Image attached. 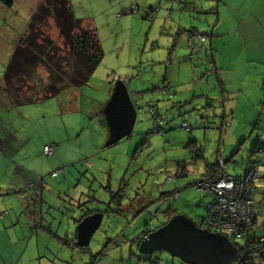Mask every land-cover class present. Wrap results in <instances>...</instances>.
I'll return each instance as SVG.
<instances>
[{
	"label": "rangeland",
	"instance_id": "rangeland-1",
	"mask_svg": "<svg viewBox=\"0 0 264 264\" xmlns=\"http://www.w3.org/2000/svg\"><path fill=\"white\" fill-rule=\"evenodd\" d=\"M42 1L13 0L12 6H9L0 0V83L3 82L13 53L19 44L18 41L30 22L33 11ZM71 3L78 17L89 22L96 20L95 26L98 29V35L105 53L103 60L92 75L89 83L80 89H67L54 98L51 97L39 101L34 100L23 104L16 102V99L10 92L7 94L4 91L6 84H0V142L2 143H0V212H5V210L11 211L10 216H7L4 220L0 219V253L8 262L6 264L21 263L18 260V254L14 256L17 258L14 262L10 263L8 261V250H5L4 244H7L9 241L10 232H8L7 227L5 228L4 225L15 223L20 233L25 229L27 236L31 234L30 227L34 226L35 222L43 219L48 220L45 216L41 217V203L37 199L36 194V191L40 193L39 191L42 190L40 184H36V189L33 188L34 186L32 188L29 187L31 181H36L30 179L34 173L40 174L39 176L48 177V179H53L49 176V173L53 170V163L59 159L60 154L53 157L45 156L42 153L45 144L56 143L59 149H62V158L65 160L67 156L64 153V148L65 145H68L70 146V150L72 149L70 156L75 157V160L65 163V165L69 166V172L56 178V181H60L66 177L62 181V185L59 184V186L55 182H46L47 188L43 189L45 191V200L48 198L52 188L60 192V194L56 193L57 196H55L54 202H48L47 206H44L46 212L48 210L47 207L53 208L50 221L51 225L55 227L53 233L56 232L57 227L60 225L62 229H65L68 222L71 219H75L73 215L77 213L78 209L87 212L89 208H96L95 205L109 204V201L107 202L109 194L101 187L107 178L102 170L110 168L106 163L110 165L114 159L119 160L118 150L122 147L115 145L110 148H103L105 139L102 143H99L100 137L103 135L106 137L109 133L107 126H105L106 129L99 135L102 127L99 122V111L109 98L111 92L109 77L111 76L110 79L112 80L116 75L117 79L130 83V85L127 84L130 92L141 91L149 95L150 91L158 88L160 85L155 84L153 85L154 87H150L159 77V75L156 76L153 73L154 71L155 73H160L164 70V67L166 68L165 62L169 58L167 51L174 44L172 37L176 32L172 33V35L170 34L171 36L166 32V29L170 31V25L173 26V21L167 20V28L163 30V12L157 21L151 24L147 20H142V15L139 13L131 14L132 16L128 17L124 15L122 19H119L118 14L123 13L117 11L119 0H71ZM180 14L182 15L184 12ZM187 17L189 16L187 15ZM148 18L146 17V19ZM51 23L48 26L50 29L48 30L47 28V33L54 40L56 38L60 40L58 29L52 21ZM160 23L162 24L160 25ZM195 25L202 27L198 23ZM189 27L194 26L189 24ZM200 31L203 32L204 30ZM183 38H186L185 35ZM209 42L208 39V44ZM153 46H155L154 50H152ZM205 47V43H202L199 60L202 55L206 62L209 61L208 67H211L213 64L210 62L213 61V58L207 57L205 51L207 48ZM205 60L201 59V63ZM150 61L160 64H156L154 67H151V64L149 67L148 63ZM193 64L187 61L185 66L189 67V65L192 66ZM138 72L141 74L140 78L136 77ZM196 72L191 67L186 73L190 77H194L193 73ZM201 75L198 73L197 79L201 78ZM46 76L47 73L42 70V77L46 78ZM31 83L32 81H29L28 84ZM20 88L17 86L16 89H13L14 91L17 89L20 91ZM33 92L32 88L30 91L24 92V94L30 97ZM228 102L229 99L226 100V104ZM211 104L212 107H204V109L198 108L196 104L192 106V117H190V114L185 115V117L174 116L173 123L175 130L172 131L173 136H170V139L164 138L166 142L165 150H163V144H161L158 152L153 155L151 153L145 155L146 158L142 164L148 168L145 175L142 174L143 181L146 179L145 186L138 197L132 193L133 198L123 202L124 208L127 211L122 215L128 214V219L119 220L118 223L116 220L114 224H112V221H109L108 226L110 225V227L106 229L108 234L107 241H112L109 250L116 247L118 241H123L127 245L130 241H133L135 236H139L148 227L151 230H155L163 223V213L169 209L177 211L178 213L176 214L190 218L196 226L201 228L206 207L211 203V196L205 190H198L196 187L177 192L173 195L175 188H179L180 190V188L184 187L179 180L168 182L165 171L175 172L177 164L184 162L188 169L198 176L206 165L207 160L205 158L214 156V153L208 151L210 140L205 138V130L196 129L198 127L195 124L201 114V116L205 117L206 109L211 111V113L216 112L218 118L221 117L224 110L221 96L212 98ZM184 119L190 125V130L188 131L182 127ZM214 132H217V137L212 142L217 148L220 130L215 128ZM257 132L263 133L259 129H257ZM191 135L197 138V142L189 143ZM257 136H254L256 140ZM250 137L251 135L248 136L249 139ZM260 138L258 136V139ZM256 140L253 145L249 144L245 150L241 151L242 154H238L237 156L241 157L244 153L246 159L249 158L256 146ZM251 141L249 140L250 143ZM96 143L102 144L98 150L95 149ZM192 143L203 146L207 150V153L201 158H194L189 154L188 149ZM179 150L180 155H177L176 151ZM245 157L241 159L239 172L244 171ZM263 157L264 154L257 149L252 159L259 160L260 158L262 160ZM87 160L89 164L85 165V161ZM93 160L99 161L96 164L100 170L91 166ZM135 161L132 167L133 173L141 171L138 169L140 161ZM231 164L232 162L228 164V172L230 173ZM197 170L201 171L195 172ZM112 175L115 178L118 176L121 179L126 177L125 171L120 172L117 169ZM94 178H97L96 182H94ZM117 184V181H114V185ZM99 187L104 191L99 189ZM160 190L168 192L170 196L166 199L159 198ZM192 193L197 194V196L199 195L197 204L195 205H192V201L187 197ZM93 194L98 198V204L91 203L96 202V200L89 201V196ZM157 197L159 200H157ZM86 198H88V201L82 203L81 201ZM108 209L107 207L105 208V210ZM110 210L114 212L116 209ZM108 219L105 214L104 220L108 221ZM75 227L77 228V225ZM101 231L104 233L105 228ZM229 236L232 238L231 235ZM55 241L53 242L55 244L52 250L59 259L52 257H48V259L43 258L44 254L40 253L43 251V243L40 245L41 249L39 252L38 240L34 238L30 241V247L26 254V256H29L25 259L24 264H50V262L51 264H88L92 255L97 254L105 242L103 239L95 241L93 239V244L91 243L92 245L88 247L89 250H84L81 246L77 245L73 250L66 244L64 246L57 240ZM235 242L240 244V246L243 245L242 240H236ZM139 246L140 244L137 243V256L140 257L141 261L132 264H152L145 261L146 254L139 252ZM60 252L63 255H60ZM110 256H113V253ZM153 258L160 259L161 264H188L164 250L154 252ZM0 264H3L2 259L0 260ZM231 264L236 263L232 261Z\"/></svg>",
	"mask_w": 264,
	"mask_h": 264
},
{
	"label": "trees",
	"instance_id": "trees-1",
	"mask_svg": "<svg viewBox=\"0 0 264 264\" xmlns=\"http://www.w3.org/2000/svg\"><path fill=\"white\" fill-rule=\"evenodd\" d=\"M3 2L7 3L9 6H12L13 0H2ZM179 1V0H178ZM186 5V0H184V6H180V9L183 10ZM157 6V5H156ZM144 5H141L139 8V12H143ZM150 8H154L155 6H149ZM179 9V10H180ZM168 10V9H167ZM173 11V9H171ZM203 13H198L199 17L204 15L207 11L209 13H214V9H204ZM213 11V12H212ZM166 15H163L165 22L167 21V13ZM207 14V13H206ZM144 15V14H143ZM160 15V14H159ZM158 15V17H159ZM173 13L170 16L172 19ZM205 16V15H204ZM158 17L155 19H145L147 21L153 22L157 21ZM198 17V18H199ZM203 17V16H202ZM201 17V18H202ZM197 18V17H193ZM200 19V18H199ZM203 22H206V28L207 30L201 29L200 27H190L186 29H177L176 33L173 35L174 44L172 45V48L169 49L168 55L169 58L165 62L166 68L164 67V70L160 73H154L156 76L159 75L158 80L151 84L153 85L157 84L159 85L158 88H155L154 90L150 91L151 93L149 95H146V92L141 91H131V97L138 109V125L135 126L134 130L131 134L128 136L112 143L111 145L106 146V142L108 139V135H106L103 148H110L112 146L118 145L121 146L126 141H131L135 137H138L140 135V132L148 131L146 135H144V139L141 140V142L138 144L135 143L136 147L134 148L132 153H128L127 151H123L122 147L118 150V156L119 160L116 159L113 160V162L109 165V163H106L108 167L104 171L106 174V180L104 183H102V186L105 191H108L110 194V184L111 182L117 181L118 185H121L119 189L116 191L117 194L114 196V200H116L117 208L115 212L109 213V217H114L122 215L124 213V204L123 202L127 199L133 198L132 193L138 197L141 193V190L145 186L146 179L143 181L142 174L145 175L146 171L148 170L147 167H144L143 161L146 158L145 155H148L151 153L153 155L154 153L158 152V150H154L155 148V139L160 138L161 142L163 143L164 150H165V141L163 140L164 137H167L166 134H168V139H170V136H173L172 131L175 130L174 123H173V117L174 116H181L185 117V115L190 114V117H192V106H194L190 99L191 95L195 92L196 95L201 94L202 88H206L207 82L209 81L210 75L211 78L213 76V72H215V60H213V65L211 67H208L207 64H209V61L206 62V60L202 63H200L199 60V53H200V47L202 43H205V48H207L206 54L208 58H213V52H210V42L208 44V39L210 41L211 36H214V33H212L211 29L213 28V23H209L205 17L201 19ZM51 21L54 23L55 27L58 29V38L55 40L53 37L47 33V28L51 23ZM207 22L209 24H207ZM154 23V22H153ZM152 23V24H153ZM215 25V24H214ZM167 28V25L165 26V29ZM50 28H48L49 30ZM200 30H204L201 32ZM166 32L168 33V30L166 29ZM185 32H188L187 34V42L186 38H183V41H181V38L185 34ZM169 34V33H168ZM19 43V44H18ZM18 45L13 53V57L11 59L10 65L7 68L6 74L4 75L3 79V85L4 91L8 94H12L14 98L16 99V102H19L21 104L31 102L34 100H41V99H48V98H54L58 95L62 94L65 90L71 89V88H77L80 89L87 85L96 71L97 67L103 60L105 53L103 46L101 44L99 35H98V29L97 27L89 23V21L84 20L83 18H80L76 15V13L73 10V6L71 3V0H43L37 8L33 11L32 16L30 18V22L27 24V27L21 37V39L18 41ZM180 43H185L187 45V55L185 56H177L180 60H178L174 55V50L176 49L177 45ZM204 48V47H203ZM155 49V46L152 47V50ZM209 49V50H208ZM194 53V55L192 54ZM207 58V59H208ZM201 59V58H200ZM189 61L194 63L191 67L194 71H202L199 72L202 78V81L199 82L201 78L197 79V74H194V77H190L187 75V71L189 70V67L185 66V63ZM143 64V63H142ZM152 64L151 67H154L156 64L155 61L149 62L148 66ZM42 70H44L47 73L46 78L42 77ZM217 76V74H214ZM113 76V75H112ZM136 77H141L140 72H138ZM109 77V83L113 85L118 79L115 75L114 79H110ZM15 81V83H14ZM29 81H32L31 84H28ZM133 82V81H132ZM199 82V83H198ZM126 85L130 83L125 82ZM198 83V84H197ZM2 84V83H0ZM12 85V86H11ZM20 88V92L18 89L14 91L13 88ZM1 87V86H0ZM28 88V89H27ZM34 90L33 94L29 97L27 94L25 95L24 92L30 91V89ZM17 95V96H16ZM221 96V95H219ZM224 100V99H223ZM14 101V99H13ZM107 101L102 106V109L99 111V122L103 129H106V124L104 120V116L102 114L103 108ZM197 106V104H196ZM199 108V106H197ZM209 107H212V104H209ZM223 109L225 110V105L223 103ZM93 113V112H92ZM144 113V114H143ZM93 115H95L93 113ZM202 115V114H201ZM216 114L213 118L215 120ZM205 117H203V126L205 132L206 129L210 127L209 120L206 122ZM208 118V117H207ZM219 119V118H218ZM196 123V122H195ZM231 126L230 121H222L219 127H214L213 131L216 129H219L220 132L223 134L224 131L229 130L230 128L226 129V126ZM182 127L188 131L190 130V125L186 119L183 120ZM192 129V128H191ZM208 133V132H207ZM205 134V138L208 139V134ZM191 142H197L196 139L192 138V135L189 137ZM221 142V139L219 140V143ZM54 143V142H53ZM52 143V144H53ZM219 143L216 149V167H214L212 170L202 174L200 178L195 182V187L197 189V183L204 177V176H210L213 174H216L217 172H220V166H219V158L222 159L224 162V166L226 169V161L224 156L220 157L219 154L221 153V149L219 148ZM43 147V154H44V148ZM56 144V143H54ZM99 144V143H98ZM102 145V144H101ZM58 145L56 144V149L54 153L48 157L56 156ZM101 148V147H100ZM189 154L193 156L194 158H201L203 155H205V149L203 146H198L197 143H192L188 147ZM259 149V147L257 148ZM255 149V151L257 150ZM177 155H180V150L176 151ZM260 152L264 154V147L260 148ZM70 156V155H69ZM132 156V157H131ZM71 160H75L74 156ZM116 157V155H115ZM253 155H251L249 158L246 159L244 163V171L242 173H239L240 175H233V176H241L243 177L246 173L247 164L250 163H256L259 165V171L257 173L256 179L252 185L253 190H251L249 197L252 198L255 201V208H256V214L254 215L253 219V225H254V231L252 232V235L260 237L264 234V223L262 225L258 224V217L260 214V204L258 201L255 200L253 197V194L256 190V183L258 179L261 176H264V171L260 170V167H264V157L262 160H253ZM141 159V160H140ZM70 160V159H69ZM135 160L140 161V167L138 168L141 171L138 172H132V167ZM89 161H85V165H87ZM99 161H94L91 164V166L95 167L97 166L96 163ZM89 164V163H88ZM59 165L58 168H60ZM122 166L127 167L125 169V176L124 178H115L112 174L113 172L118 168L120 169ZM68 170L69 172V166ZM188 167L184 162H181L177 164V168L174 171H165L166 172V179L168 182H173L174 180H185L183 177L186 178L185 173L187 171ZM54 170V169H53ZM53 170L49 173V176L58 177L61 175L60 172H58L55 175H52ZM89 171V170H88ZM227 172V171H226ZM228 173V172H227ZM229 174V173H228ZM119 178V179H118ZM118 179V180H117ZM38 184L39 181L37 182ZM43 184L42 186H44ZM170 196L168 192L161 191L160 197L161 199H166ZM89 201L96 200L95 204H98V198L97 197H90ZM117 198L119 200H117ZM157 197V200H159ZM98 211V210H96ZM95 209H88L87 212L80 211L82 213V218L80 219H74L78 223L77 225L83 221L86 217L90 216L91 214L96 213ZM4 212V211H2ZM164 221L160 225L163 226L166 224L173 216H175L176 212L172 209L166 210L164 213ZM1 215V213H0ZM9 214H5L3 219H5ZM1 219V218H0ZM75 221V222H76ZM202 226V225H201ZM159 228V227H158ZM149 231H153L148 227ZM230 238V237H229ZM75 240V237L68 236L66 238V241L68 240ZM232 239V238H231ZM236 240H233L232 243L234 247L236 248L238 258L240 257V254L242 252V246L240 244H237L235 242ZM112 241H107L106 245L100 249V251L92 255L90 261L88 264H96V262L99 259H103L104 257H107V253L109 251V247ZM65 243V244H66ZM68 244V243H67ZM70 245V244H69ZM71 247V245H70ZM76 247V243L73 245V250ZM84 250H89L88 247L81 246ZM154 256V255H153ZM153 256L149 259H145L148 262H151L152 264H155L158 259H154ZM237 258V259H238ZM236 259V260H237ZM1 260V256H0ZM234 260L237 264V261Z\"/></svg>",
	"mask_w": 264,
	"mask_h": 264
},
{
	"label": "crops",
	"instance_id": "crops-1",
	"mask_svg": "<svg viewBox=\"0 0 264 264\" xmlns=\"http://www.w3.org/2000/svg\"><path fill=\"white\" fill-rule=\"evenodd\" d=\"M141 5L147 7L160 5L161 6L160 15L162 12L163 15H166L165 13H167L168 11L167 9H173L172 13L174 14L172 16V19L171 18L167 19L173 21L172 23L173 26L170 25V31H168L169 35L170 34L172 35V33L176 32L177 29L190 28L189 24L194 26L195 28L196 23L202 26L200 27L201 29L207 30L206 22H203L201 20L203 17H205V19H207L209 23L211 24L213 23V28L211 29V31L212 33H214V36L212 35L210 38V50L213 52V56H214L213 60H215L216 69L215 72H213L212 78L210 75L209 81L207 82L208 87L206 88L203 87L202 90L200 91L201 94L199 95L195 94L199 92L193 93L191 95L190 101L193 105L197 104L199 108L204 109V107L209 108V104L211 103L212 98H218L219 95H221L222 101L225 105V110H223L221 117H219V119L216 116L214 120L211 118L215 116L216 112L211 113V111L206 109L204 114L206 115L205 120L207 122L210 118L211 120H209V123L210 121L211 123L209 124L210 127L206 129L207 131L204 132V135L207 132L209 133V134L207 133L208 140H210L208 151L214 153V156L205 158L207 162L203 170L195 171V172L201 171V173L198 176L193 171L187 169L184 175L186 176V178L183 177L185 180L181 181L184 188H180V190L179 188H175V192H173V195L180 191H185L188 189L195 188V182L200 178V176L212 170L214 167H216L215 150L217 148L215 147V144L212 141H214V138L217 137V132H214L213 129L214 127L217 128L219 127L220 129V125L223 120L230 121L231 127L229 130L224 131V135L220 132L221 142L219 143V148L221 149V153L219 155L221 157L224 156L225 158L227 172H228V164L232 162L231 173L228 172L229 174L236 173L235 174L236 176L240 175L239 173H242L239 172V168L241 165L240 162L242 157L245 156L244 153L243 156L241 157H238L237 155L238 154L241 155L242 154L241 151L243 149L245 150L249 144L253 145L256 140V137L254 136L257 135L261 138L258 139L257 136L256 146L252 151V155L255 154V148L259 147V151H260V148L264 147V140H263L264 139V107H263L264 106V0H186V5L183 11L180 9V4L178 0H119V6H117V11L123 13L118 14V18L122 19L124 15L128 17V16H132L131 14L139 13L142 15V20H145L146 18L145 15H143L144 13L139 12V10L136 8V7L140 8ZM203 8L207 10L208 8L214 9V13H209V11H207L206 12L207 14L205 13L204 14L205 16L202 15L203 17L201 16L202 17L201 18L199 17L198 13L200 14L203 13L204 12ZM175 11L180 13L184 12V14L181 15L180 13H177ZM187 15L189 17H187ZM193 17H197V18H193ZM95 21L96 20H93V22L90 21L89 23L94 26L96 24ZM153 22L155 23V21ZM153 22L150 23L152 24ZM208 22L207 24H209ZM162 23H163L162 29L165 30L167 21L165 22V20H163ZM162 23H160V25ZM187 34L188 32H185L184 34L186 37L185 39L186 42H187ZM181 41H183V37L181 38ZM187 47L188 46L185 45V43L178 44L176 49L174 50L173 55L176 58L177 56L187 55L188 52ZM177 59L180 60L179 57ZM201 59L205 60L204 57H202V55H201ZM201 59H200V63H201ZM190 68L191 66L189 65V69ZM197 72L199 73L202 71L200 70ZM214 74H217V76H215ZM201 81L202 78L199 80V82ZM113 85H111V91ZM227 99H229V102L226 104ZM209 112L210 114H208ZM138 117H137V121H138ZM202 118L203 116L200 115V117L197 119L195 124L197 125L196 127L198 128L196 129L204 128L202 123L203 122ZM137 121L135 126L138 125ZM257 129H259L261 132L263 131V133L262 134L258 133ZM103 130L104 129L101 127V132H99V135L103 133ZM142 131L143 132H140V135L138 137H135L131 141L124 142V144L121 145L122 150L127 151L128 153H132L134 148L136 147L135 143L139 144L141 140L144 139V135H146L148 132L144 130ZM249 135H251L250 139L248 138ZM166 136H167L166 138L169 137L168 134H166ZM192 138L196 139L197 141V138H195L194 136H192ZM104 139H105V135L101 136L99 139V143H102ZM249 140L250 141L253 140V141H251L250 143ZM154 144L156 147L153 149V151L158 150L160 145L163 143L161 142L160 138H156ZM100 147L101 144L100 145L98 143L95 144L96 150H98ZM64 149H65L64 153L67 156L66 160L62 158L63 157L62 149L58 148L56 156L60 154L59 159L53 163V167H54L53 171L60 172L61 173L60 176L65 175L66 171L68 170V167H66L65 163L73 161L71 160L72 157L69 156L72 150V149L70 150V146L65 145ZM163 150H164V146H163ZM205 153H207V150H205ZM59 165L62 166L58 168ZM94 168L99 169L98 166H95ZM126 168L127 167L122 166L120 169L118 168V171L124 172ZM260 170L264 171V167H260ZM39 175H37L36 173L33 174L32 178L30 179L36 181L34 182L31 181L29 187L32 188L34 186L33 188L36 189L37 182L39 181V183H41L40 187L42 188V190L38 188V190H40L39 191L40 193L36 191V194H37V199L40 200L41 203V217L45 216L48 218V220L43 219L38 222H35V225L30 227L31 234L27 236L25 229L23 232L20 233L15 223L4 225L5 228L7 227L6 229L8 230V232H10L8 243L4 244V247H6L5 250H8L7 255H8V261L10 263L14 262L17 259L14 256L18 254L17 256L18 260L20 261L21 264H24L25 259L28 258L29 256V255L26 256V254L30 247V241L33 240L34 238H37L38 240L39 252L41 249L40 245L41 243H43L42 246L43 251L40 253L44 254L43 258L45 259H48V257L59 259L55 255V252L52 250L55 244L53 242H56L55 240H57L58 242L62 243L65 246L66 242H64V240L66 241V238L68 236H71V237H75V243H77L76 235H75L77 228L75 227V225H77L76 223L78 222L74 219H71V221L68 222L67 227L65 229H62L60 225L57 227L56 232L53 233V231H55V227L50 223L51 216L53 214V208L50 206L47 207L48 208L47 212L44 209V206H47L48 202H54L55 196H57L56 193L60 194V192L57 189L52 188L48 198L45 200V191L43 189L47 188L46 182H55L58 185L59 184L62 185V181L65 180L66 177L62 178L60 181H56L57 180L56 178L60 176L58 177L52 176L53 179H48V177L39 176ZM94 180H95L94 182H96L97 178H94ZM43 184L45 185L42 186ZM120 186L121 185L118 184L114 185V182H111L110 191L113 194H110L108 191H105L106 193L109 194V198L107 199V202L109 201V204L107 205L98 204L95 205L96 208H89L93 210L95 209V211L96 210L100 212L104 211L103 213L106 214V218H109L108 221L103 220L101 227L93 235L90 245L93 244L92 243L93 239L94 241L97 239L99 240L103 239V241H105L104 242V246H105L108 239V234L106 229L110 227V225L108 226L109 221H112L113 222L112 224H114L116 220L118 223L119 220L128 219L129 216L128 214L118 215L116 216L117 219H115L114 217H109L108 215L109 213L113 212L110 209L117 208L116 200H114L113 195L115 193L117 194L118 192L117 190L119 189ZM99 189L101 188L99 187ZM90 197H96V195L93 194L92 196H89V199H91ZM187 197L192 201V205L197 204L198 201L197 198H199V195L197 196V194L192 193ZM253 197L255 198L256 201L259 202L261 207L260 214L258 217V224L262 225L264 223V176H261L258 179L256 183V190L253 194ZM117 200L119 199L117 198ZM87 201L88 198L82 200L81 202L85 203ZM91 203L95 204L93 202ZM106 207L109 209L105 210ZM123 210L124 213L127 211L126 209ZM5 211H9V216L11 215L10 210H5ZM176 213L178 212L176 211ZM73 216L76 219L82 218V213L80 212V209H78L77 213L74 214ZM2 220L4 219L2 218ZM128 224L130 225V223ZM103 228H105L104 233H102L101 231ZM156 229H158V227ZM144 230L139 236L137 237L135 236L133 241H130L127 245H125L123 241L121 242L118 241L116 247L111 248L107 253V255L109 253L110 255L113 253V256L108 255L103 259H99L96 262V264H132L135 262H140L141 259L139 256H137V243L140 244L142 241L140 237L147 234L146 230H148V228L145 231ZM67 243L66 245L68 247H70L71 245L70 248L73 249V245L71 241L68 240ZM120 246L122 247L120 248ZM139 247H138L139 252L141 254H146V259H149L154 255V252L153 253L141 252ZM60 255L63 254H61L60 252ZM0 256L3 261V264L8 263L6 259H4L3 255H1V253Z\"/></svg>",
	"mask_w": 264,
	"mask_h": 264
},
{
	"label": "water",
	"instance_id": "water-1",
	"mask_svg": "<svg viewBox=\"0 0 264 264\" xmlns=\"http://www.w3.org/2000/svg\"><path fill=\"white\" fill-rule=\"evenodd\" d=\"M157 7L160 8L159 15L161 6ZM102 114L109 130L106 146L128 136L134 130L138 109L122 79L114 83ZM104 219L105 214L96 211L81 221L75 233L77 246L89 247L93 235ZM140 238L141 252L164 250L188 264H231L238 258L236 248L228 236L204 230L196 226L190 218L179 214Z\"/></svg>",
	"mask_w": 264,
	"mask_h": 264
},
{
	"label": "built area",
	"instance_id": "built-area-1",
	"mask_svg": "<svg viewBox=\"0 0 264 264\" xmlns=\"http://www.w3.org/2000/svg\"><path fill=\"white\" fill-rule=\"evenodd\" d=\"M179 4L184 6V0H179ZM136 8L139 10L138 7ZM159 9L157 6L154 8L144 7L145 18L154 19L158 15ZM171 15L172 11L168 10L167 17L170 18ZM192 54L194 55V53ZM228 128L229 125L226 126V129ZM55 149L56 144H48L44 148V154L50 156ZM218 162L220 172L204 176L197 183V189L205 190L212 198L211 203L206 207L201 228L228 237L231 235L232 239L229 238L231 241L242 240V252L237 264H264V234L260 237L252 235L255 230L253 219L256 214V208L255 201L249 197L259 171V165L249 162L245 175L236 177L226 172L221 158H219ZM57 173L58 171H53L52 175ZM5 214H9V211L1 213L2 216ZM2 216L0 217L1 219L4 217ZM69 241H71L72 245L75 244V240L70 239ZM155 264H161V260L158 259Z\"/></svg>",
	"mask_w": 264,
	"mask_h": 264
},
{
	"label": "clouds",
	"instance_id": "clouds-1",
	"mask_svg": "<svg viewBox=\"0 0 264 264\" xmlns=\"http://www.w3.org/2000/svg\"><path fill=\"white\" fill-rule=\"evenodd\" d=\"M147 233H151V232L148 231ZM76 245H77V244H76Z\"/></svg>",
	"mask_w": 264,
	"mask_h": 264
}]
</instances>
